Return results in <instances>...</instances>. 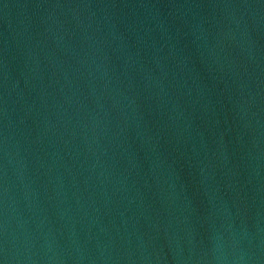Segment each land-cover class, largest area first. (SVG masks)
I'll list each match as a JSON object with an SVG mask.
<instances>
[{"label": "water", "instance_id": "1", "mask_svg": "<svg viewBox=\"0 0 264 264\" xmlns=\"http://www.w3.org/2000/svg\"><path fill=\"white\" fill-rule=\"evenodd\" d=\"M0 264H264V0H0Z\"/></svg>", "mask_w": 264, "mask_h": 264}]
</instances>
